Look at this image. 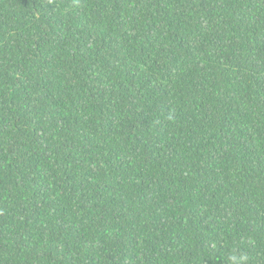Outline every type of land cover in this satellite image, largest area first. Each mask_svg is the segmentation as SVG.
<instances>
[{"label":"trees","instance_id":"1","mask_svg":"<svg viewBox=\"0 0 264 264\" xmlns=\"http://www.w3.org/2000/svg\"><path fill=\"white\" fill-rule=\"evenodd\" d=\"M0 264H264V0H0Z\"/></svg>","mask_w":264,"mask_h":264},{"label":"clouds","instance_id":"2","mask_svg":"<svg viewBox=\"0 0 264 264\" xmlns=\"http://www.w3.org/2000/svg\"><path fill=\"white\" fill-rule=\"evenodd\" d=\"M233 259H235V258H233Z\"/></svg>","mask_w":264,"mask_h":264}]
</instances>
